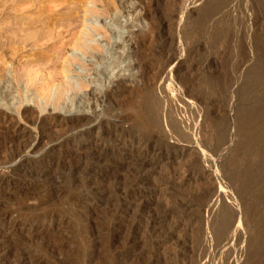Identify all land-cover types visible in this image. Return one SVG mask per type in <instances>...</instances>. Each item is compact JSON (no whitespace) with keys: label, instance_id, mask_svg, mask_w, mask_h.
Segmentation results:
<instances>
[{"label":"rangeland","instance_id":"374dc122","mask_svg":"<svg viewBox=\"0 0 264 264\" xmlns=\"http://www.w3.org/2000/svg\"><path fill=\"white\" fill-rule=\"evenodd\" d=\"M21 30L31 38L1 53L15 62L7 75L21 74L32 97L24 106L36 120L90 115L85 129L97 117L116 122L107 156L120 160L86 194L87 172H69L90 157V143L81 142L50 158V179L59 184L52 192L29 176L1 191L0 264H264V0H0V31ZM106 45L110 53L101 51ZM115 56L121 60L108 76ZM116 82L120 88L102 98L98 88ZM69 83V96L89 104L71 111L67 101L56 103ZM41 84L54 85L50 98ZM19 106H12L17 117ZM20 124L32 135L26 163L45 159L77 129ZM114 134L149 145L117 151ZM158 146L165 159L153 158ZM135 186L134 201L124 199ZM47 208L64 220L44 226Z\"/></svg>","mask_w":264,"mask_h":264},{"label":"bare ground","instance_id":"6f19581e","mask_svg":"<svg viewBox=\"0 0 264 264\" xmlns=\"http://www.w3.org/2000/svg\"><path fill=\"white\" fill-rule=\"evenodd\" d=\"M147 12V11H146ZM61 15V14H60ZM40 17V16H39ZM68 17V16H66ZM145 17V16H144ZM72 19V18H71ZM41 20V19H39ZM59 20V19H58ZM28 21V20H27ZM18 25V24H17ZM22 26V25H21ZM20 27V26H19ZM4 29V28H3ZM2 29V31H3ZM36 29V28H35ZM34 29V30H35ZM5 30V29H4ZM18 30V29H17ZM27 31V30H26ZM49 31V30H48ZM1 32V31H0ZM6 32V31H5ZM15 32V31H14ZM35 32V31H34ZM50 32V31H49ZM7 33V32H6ZM4 32L0 33V39L6 38L7 41L4 44H0V58H2V61L0 63V168L2 169V167L6 168L4 171H0V192H4V190L8 191L9 193H11L12 191L18 189V187L23 184L22 183V179L24 177H35L36 179H38V181L40 180H44L45 182H48V186L46 190L47 192L51 191V186L58 184V181L56 179H50V172L49 170L53 167V163L50 162V158H53L54 154H58V157H62L65 155L63 154L64 152H66L67 148L70 145H75V144H80L81 142H85L88 141L90 143L89 145V149H90V157L88 156V158H86V160H81L75 164L71 166V169L69 170L71 175H76L80 172L85 173L87 172L84 176L80 175V177L82 176L83 181H86V184L88 185V192L86 190V194L87 193H93L95 192V190H98V183H100L101 181H98V179L101 180L102 177H106V175H109L110 173H112L113 171H115V162H117V159H112V156H107V149L110 147L111 142H109V138L112 139L113 135L109 134V128H111L112 126H115L116 122L113 123V121L111 120H106V119H102L98 117L97 122L95 119V125L94 127H90L85 129L83 126V124H86L88 122H91L92 119H94L93 117H91L90 115L87 114H74L72 116H68V117H63V116H59V115H54V114H49L48 116L40 119V120H36V117L33 116L34 111L32 110V108H28L26 106H24V102L29 100H32V97L30 95H28L27 91L25 90V88L23 89L20 85V79H21V74H19L17 77L14 78H10L7 75V71L9 68V63L11 59H9V55H3L1 53V51H3V48L6 47V49H10V46L12 47L13 45H21L20 42H22V40H28V37L25 36V34H23V30L19 31L18 33H16V37H11V35H7ZM11 33V32H10ZM9 33V34H10ZM117 33L119 34V31H117ZM30 35V34H29ZM36 35L39 38H44V36H47L46 31H40L39 33L36 32ZM49 35V34H48ZM57 35H60V33L58 32ZM56 37V36H55ZM54 37V39H55ZM59 37V36H57ZM56 37V38H57ZM80 37V36H79ZM78 37V38H79ZM33 38V37H32ZM47 38V37H46ZM45 39V38H44ZM80 39V38H79ZM77 43V42H76ZM79 43V42H78ZM77 43V44H78ZM35 44V43H34ZM33 44V45H34ZM117 41H114L113 45H116ZM24 45V44H23ZM22 45V47H23ZM79 45V44H78ZM112 45V46H113ZM118 45V44H117ZM20 48V47H19ZM13 49V48H12ZM112 50L111 47H109V45L104 46V49L101 48V51H105L106 53H110ZM8 54V53H6ZM5 58V59H3ZM120 58V56H118V58H116V56L114 57L113 61H109L108 63V68L110 69V72L108 74L109 75H113V71H114V67H115V62ZM43 60V59H42ZM121 59H119L120 61ZM45 61V60H44ZM14 62V61H13ZM12 62V63H13ZM102 62V60H101ZM11 63V64H12ZM15 63V62H14ZM17 64V63H16ZM13 65V64H12ZM15 65V64H14ZM70 65L71 62L66 59L64 60V63L62 64V68L63 69V73L66 74L68 71L70 70ZM19 66V65H18ZM118 66V65H117ZM95 67V66H94ZM107 67V66H106ZM18 68V67H17ZM96 68V67H95ZM116 68V67H115ZM108 69V70H109ZM113 70V71H112ZM105 75V74H104ZM66 77V75H65ZM102 81V79L97 78L96 80V85ZM37 82V79H34V83ZM93 82V81H92ZM42 85V84H41ZM45 85V84H44ZM47 85V84H46ZM52 86V85H51ZM54 86V85H53ZM52 87H48L49 88H45L43 89H47L48 91L46 92V90L43 92L46 93V96H48L49 98L52 96ZM41 87V88H42ZM118 88H120L119 83H114L112 84V86H110L109 88H107L105 91H102L101 89L98 88V90L102 93V98L109 96L112 92L118 90ZM72 90H74V85L69 83L67 85L66 88H62L60 90H58V99L56 101V103H58L59 101H67L66 103H63V106H66L67 109L71 110L74 107H77L78 104L80 103H88L87 99L85 96L82 95H77L78 93H74L72 96H69V92ZM43 94V93H42ZM67 97V99H66ZM78 97V98H77ZM77 98V99H76ZM97 98V97H96ZM94 100V99H93ZM99 100V99H96ZM101 100V99H100ZM15 101H18L20 103V106L17 110V115L16 116V110L14 109L13 103ZM89 104V103H88ZM58 106V104H56ZM105 108V107H104ZM106 109V108H105ZM110 109V108H109ZM107 108V110H109ZM72 111V110H71ZM25 120L26 122H31L32 124L35 125V127H40L41 125L44 126V124L47 123H51L54 124L55 126H60L65 128H77L76 131L70 135L68 133L69 136H67L63 141L61 140V143L55 145L52 149L47 151V157H45V159H42L40 161H37L34 163H30V161L27 160V163L25 162L26 160H24V150L27 149V145L29 142V138L32 137L31 132H29V129H27L25 126L20 124V121ZM107 123V124H106ZM118 124V122H117ZM59 127V128H60ZM107 127V130H106ZM56 128V127H55ZM116 128V127H115ZM118 128V127H117ZM122 128V127H121ZM58 129V128H57ZM64 129L60 128V130L65 131ZM123 129V128H122ZM125 129V127H124ZM123 129V130H124ZM59 130V132H60ZM117 131H119L118 129H116ZM121 130V129H120ZM127 130V129H126ZM73 131V130H72ZM113 131V130H112ZM111 131V132H112ZM43 132V130L41 131ZM69 132V131H68ZM110 132V133H111ZM116 132V131H114ZM112 132V134L114 133ZM125 132V131H124ZM123 132V133H124ZM117 133V132H116ZM115 133V134H116ZM119 133V132H118ZM126 133V132H125ZM124 133V135H125ZM114 134L115 139L114 140V147L111 146L112 150L114 148V150L116 149H120L122 151V149L127 150V152L131 151V149H129L128 147H138L139 149H143L144 146H148L145 145V141H142L141 139H137V141L135 142L134 138L129 137V139L131 138V140H129L128 138H118L117 135ZM120 134V133H119ZM40 136H43V134H40ZM54 136V135H53ZM63 136V135H62ZM112 136V138L110 137ZM136 136V135H135ZM138 136V135H137ZM44 137V136H43ZM58 137V136H57ZM56 137V138H57ZM124 137V136H123ZM142 137V136H141ZM54 138V137H53ZM54 138V139H56ZM117 138V139H116ZM53 139V141H54ZM31 141V140H30ZM46 141V140H45ZM110 143V144H109ZM148 143V142H147ZM154 143V142H153ZM161 144V143H160ZM76 145V146H77ZM154 145V144H153ZM156 146V144H155ZM154 146V147H155ZM157 147V146H156ZM159 147V146H158ZM65 148V150H64ZM126 148V149H125ZM150 148V147H149ZM152 148V147H151ZM150 148V149H151ZM163 148V147H162ZM185 148V147H183ZM136 149V148H135ZM182 149V148H181ZM180 149V150H181ZM59 150V151H58ZM111 150V151H112ZM118 151V150H117ZM144 151V150H143ZM187 151V150H186ZM128 152V153H129ZM133 152V151H132ZM139 152H142L141 150ZM138 152V153H139ZM148 152V151H147ZM146 152V153H147ZM153 154V158H157L162 160L165 159V156L163 155L165 153L161 150V148H153L151 151ZM178 152V150H177ZM113 153V151H112ZM135 153V152H134ZM144 153V152H143ZM131 154V153H130ZM129 154V155H130ZM133 154V153H132ZM137 155V152L135 153ZM145 154V153H144ZM166 154V153H165ZM173 154V153H172ZM179 154V153H178ZM111 155V154H110ZM120 155V154H119ZM140 155V154H138ZM168 155V153H167ZM176 155V154H175ZM182 155V154H181ZM180 155V156H181ZM184 155V154H183ZM55 156V155H54ZM134 156V155H133ZM144 156V155H143ZM178 156V155H177ZM56 157V156H55ZM115 157V156H114ZM138 157V156H137ZM142 157V156H141ZM168 157V156H167ZM176 157V156H175ZM61 158V159H62ZM116 158V157H115ZM125 158V157H124ZM134 158V157H133ZM65 159V158H64ZM63 159V160H64ZM79 159V158H78ZM122 159V158H121ZM156 159V160H157ZM58 160V159H57ZM60 160V159H59ZM120 160V158H119ZM124 160V159H123ZM122 160V161H123ZM132 160V158H131ZM149 157L148 158H144V167L148 170L151 168L152 163H150ZM154 160V161H156ZM159 160V161H160ZM134 161V160H133ZM141 161V160H140ZM158 161V160H157ZM143 162V161H142ZM164 162V161H163ZM162 162V163H163ZM170 162V161H169ZM59 163V162H58ZM124 163V162H123ZM161 163V162H160ZM56 164V163H55ZM114 164V165H113ZM119 164V163H118ZM155 164V163H153ZM125 165V164H124ZM153 167V166H152ZM155 167V166H154ZM153 167V168H154ZM56 168V167H55ZM64 168V166H63ZM67 168V167H66ZM118 168V167H117ZM128 168V167H127ZM158 168V167H157ZM159 169V168H158ZM52 170V169H51ZM55 170V169H54ZM118 170V169H116ZM53 171V170H52ZM121 171V170H120ZM154 172V171H153ZM53 173V172H52ZM81 173V174H82ZM118 173V172H117ZM148 173V172H147ZM67 175V174H66ZM89 175V176H88ZM113 175V174H112ZM153 175V174H152ZM78 176V175H77ZM147 175H145L144 177H146ZM53 177V176H52ZM143 177V176H142ZM55 178V177H54ZM73 178V177H72ZM76 178V179H75ZM73 178L74 181L77 182V180H80V178L75 177ZM141 178V177H139ZM29 179V178H28ZM31 179V178H30ZM34 179V178H33ZM32 179V180H33ZM195 179V178H194ZM24 180L26 181V178H24ZM61 180V179H59ZM135 180V179H134ZM141 180V179H140ZM138 180V181H140ZM30 181V180H29ZM145 181V180H144ZM24 182V181H23ZM27 182V181H26ZM25 182V183H26ZM36 182V181H34ZM42 182V181H41ZM32 183V182H31ZM60 183V182H59ZM78 183V182H77ZM199 183V182H198ZM40 184V183H39ZM44 184V183H43ZM42 184V185H43ZM141 184V183H140ZM25 185V184H24ZM30 185V184H29ZM61 185V184H60ZM102 185V184H100ZM135 185V184H134ZM57 186V185H55ZM53 186V187H55ZM59 186V184H58ZM131 186V185H130ZM179 186V185H178ZM24 187V186H23ZM86 187V185H85ZM105 187V186H104ZM33 188V187H32ZM87 188V187H86ZM139 188V187H138ZM36 189V188H35ZM45 189V188H44ZM141 189V188H140ZM43 190V189H42ZM124 190V189H122ZM139 190V189H138ZM137 190V191H138ZM59 191V190H58ZM1 192V193H2ZM52 192V191H51ZM65 192V191H64ZM135 192H136V186L135 187H131L130 192L125 191L122 192L121 194H123V198L124 199H128L129 201H134L133 199L136 198L135 196ZM141 192V191H140ZM139 192V193H140ZM96 193V192H95ZM99 193V191H98ZM119 193H120V189H119ZM50 194V193H49ZM94 194V193H93ZM46 195V193H45ZM43 195V196H45ZM52 195V194H51ZM58 195V194H57ZM54 196V194H53ZM56 196V195H55ZM138 196V195H137ZM46 197V196H45ZM87 197V196H86ZM90 197H92L90 195ZM102 197V196H101ZM139 197V196H138ZM44 198V197H43ZM93 198V197H92ZM96 198V197H94ZM142 198V195H141ZM47 200V199H46ZM53 200V199H52ZM136 200V199H135ZM138 200V199H137ZM140 200V199H139ZM45 201V200H44ZM44 201H37L38 204H43L44 205ZM93 201V200H92ZM90 201V202H92ZM125 201V200H124ZM48 202V201H47ZM50 202V201H49ZM86 201H83L81 203H85ZM120 202V201H119ZM130 202V203H131ZM140 202V201H139ZM79 203V202H78ZM88 205H89V201H87ZM48 204V203H47ZM132 204V203H131ZM46 205V203H45ZM93 205V204H90ZM133 205V204H132ZM139 205V204H138ZM40 206V205H39ZM95 206V204L93 205ZM92 206V207H93ZM91 207V206H90ZM127 208V207H126ZM129 208V207H128ZM56 209L54 208H47L46 212L44 213L43 218H42V222L43 225L45 226L46 224L52 226L54 225V222L59 219V220H64L63 217H65V215L58 213L55 211ZM45 211V210H44ZM38 217V216H37ZM39 218V217H38ZM57 219V220H55ZM58 220V222H60ZM19 223V222H18ZM17 225V224H16ZM18 228V226H17ZM16 227H14V229H17ZM12 230V229H11ZM7 234V233H6ZM9 235V234H8Z\"/></svg>","mask_w":264,"mask_h":264}]
</instances>
